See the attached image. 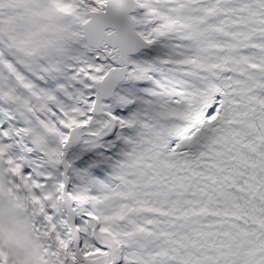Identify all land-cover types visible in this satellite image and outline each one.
I'll use <instances>...</instances> for the list:
<instances>
[{"label": "snow or ice", "instance_id": "1", "mask_svg": "<svg viewBox=\"0 0 264 264\" xmlns=\"http://www.w3.org/2000/svg\"><path fill=\"white\" fill-rule=\"evenodd\" d=\"M0 264H264V0H0Z\"/></svg>", "mask_w": 264, "mask_h": 264}]
</instances>
